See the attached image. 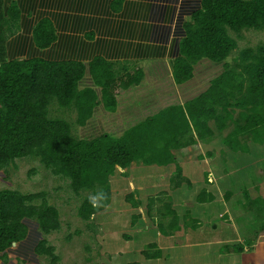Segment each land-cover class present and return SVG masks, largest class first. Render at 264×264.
I'll use <instances>...</instances> for the list:
<instances>
[{
	"label": "trees",
	"instance_id": "1",
	"mask_svg": "<svg viewBox=\"0 0 264 264\" xmlns=\"http://www.w3.org/2000/svg\"><path fill=\"white\" fill-rule=\"evenodd\" d=\"M4 4L0 0V169L15 164L17 159L34 156L54 174L68 178L76 194H95L100 188L101 202L108 205L113 201L112 179L119 168L131 167L135 161L171 166L176 161L173 150L214 136L212 121L218 130H224L230 121L235 123L225 139L233 150L242 147L240 136L244 134L251 133L254 140L264 141V45L245 48L238 57L228 60L238 47L229 29L264 30V0H201L200 7L192 12V21L184 27L172 62L173 80L184 102L176 96L173 81L154 73L152 68L147 81L143 80L144 71L123 77L118 84L122 88L138 86L128 91L127 103L134 104L135 97L162 92L167 87L172 101L119 135L114 131L126 124V117L118 112L113 93L117 85L113 65L104 58H95L89 66L94 86L81 88L87 72V65L81 61L9 58L6 38L13 28L6 26L4 19L6 13H19L15 5L8 11ZM34 37L35 45L43 49L53 43L56 35L45 21L35 28ZM198 68L202 71L199 78L205 80L202 86L197 84ZM213 68L221 71L213 73ZM95 86L101 87L100 93ZM53 101L63 108L75 106L77 121L84 127L92 124L103 104L102 131L76 137L69 121L50 116ZM177 169L180 176V165ZM127 198L133 207L139 206L133 193ZM101 209L96 200L86 196L79 214L91 220ZM27 219L36 220L45 235L61 226L59 209L49 202L44 191L0 190L1 258L7 260L8 249L28 237ZM35 251L49 257L51 264H61L46 237L38 242ZM144 254L156 257L149 251Z\"/></svg>",
	"mask_w": 264,
	"mask_h": 264
},
{
	"label": "rangeland",
	"instance_id": "2",
	"mask_svg": "<svg viewBox=\"0 0 264 264\" xmlns=\"http://www.w3.org/2000/svg\"><path fill=\"white\" fill-rule=\"evenodd\" d=\"M229 34L236 39L238 45L237 49L229 56V61L238 57L239 52L245 48H257L264 45V30L243 29L240 32H234L229 29ZM160 65L168 69L169 73L166 72V74H170V60H166V63ZM198 70L196 73L197 84L202 86L205 84V80L199 78L202 71L199 68ZM220 71L218 68L212 72ZM168 76L167 78H171L170 75ZM123 77L122 75L117 76V78ZM85 83H91L90 79ZM116 84V89L119 91L114 89L113 93L125 94L118 82ZM175 88L178 92H176V96L182 102L183 97L179 92V86L176 84ZM123 96L120 102L128 104ZM141 102L143 104V101ZM102 108V106L99 107L97 117L88 127L79 125L78 111L75 106L63 108L57 101H53L50 104V116L66 119L72 125L73 134L76 137H83L84 135L89 136L92 132L102 131L100 117L105 112ZM236 118H238V114H236ZM129 123L127 121L124 126L127 127ZM211 126L216 131L214 136L200 141L190 151L182 154L179 152L181 156L179 155L178 159L184 165L185 161L192 162L191 165H187L189 168H186L189 174L186 177H190V180L204 179L203 176L209 166L215 168L219 175L223 176L227 173L226 178L224 177L222 182L220 180L222 192L220 190L218 192L224 196L228 204L230 201L226 196L229 195L231 198L232 195H235L234 203L230 206L235 207L236 227L225 225L223 233L220 229H213L212 215L209 211L206 212L205 210L208 208L204 207L201 212L206 216L203 221L204 226L207 220V225L204 227L208 229L206 233L200 234L198 229L194 228V220H191L189 230L192 231V234L189 245L178 244L179 239L189 237V234L186 233V236L183 237L178 236L172 239L169 249H164L162 258L154 261L148 260V262L144 252L153 253V250L142 251L146 245L141 244L152 239L155 232L145 230V225L154 226L157 224L156 220L161 218L162 213L158 207H163L162 204L156 208V204H154L150 214L151 219L145 211L146 218H143L142 213L140 215L136 213L140 210L132 208L130 200L124 198L126 191L119 187L114 191L113 201L105 205L101 202L100 188L96 190L95 194L91 191L76 194L71 188L68 178L54 174L44 166L39 158L28 156L17 159L15 164L0 169V190L8 188L23 193L44 191L49 202L59 209L61 226L60 229L45 235L36 220L27 219L28 237L13 244L7 251V260L0 257V264H51L49 257L39 255L35 251L38 242L45 237L55 247L61 264H264V258L262 259L264 254V141L254 140L251 133L244 134L240 136L242 147L233 150L225 139L234 129L235 123L228 122L224 130H218L214 121L211 122ZM125 127L116 129L114 133L121 134ZM177 161L175 164L173 163L176 168L179 166ZM180 168L182 169L181 165ZM178 172V169L173 170L168 178L180 177L177 176ZM174 173L175 175H173ZM125 189L127 190V188ZM155 191L154 188H148L144 193L149 195ZM184 191H192V188L184 187L179 192ZM86 196H91L102 206L101 211L91 220H85L79 214V208ZM147 200L148 198H145L144 205ZM215 206L221 209V204L216 203ZM128 208L129 210H127ZM193 211L194 216L201 215L200 212ZM139 216L142 217L141 221L145 225H142L138 230L136 226L140 224L137 222ZM220 221H225V219L221 218ZM225 223L229 224L228 221ZM156 228L153 229L158 231ZM128 234L131 238L125 236ZM225 235H231L235 237V240L230 241L229 244L220 242V239ZM209 237L213 240L211 245L206 242ZM256 242H258L257 247H251ZM241 247L243 251L238 250Z\"/></svg>",
	"mask_w": 264,
	"mask_h": 264
},
{
	"label": "crops",
	"instance_id": "3",
	"mask_svg": "<svg viewBox=\"0 0 264 264\" xmlns=\"http://www.w3.org/2000/svg\"><path fill=\"white\" fill-rule=\"evenodd\" d=\"M4 3L5 10L9 11L15 5L19 13V15H16V11L13 12L14 15L6 13L4 19L7 21L6 26L13 28L6 38L8 55L11 59L42 57L51 60L81 61L87 65L86 77L80 86L84 88L86 85L94 86L89 66L95 58L101 57L113 65L117 76L122 75L126 78L127 75H134L137 71H144L143 80L147 81L148 70L152 68L154 73L165 75L166 78L170 75V81H173L172 87L175 88L172 62L179 51L178 46L184 35V27L192 21V12L200 7L201 0H4ZM45 21L54 29L56 38L49 47L41 49L35 45L34 31ZM166 60H170L171 63L170 74H166L169 73L168 69L160 65L166 63ZM151 65L153 66L150 67ZM88 79L91 83L86 84ZM120 79L122 78H117L116 83L119 84ZM116 86L113 90L119 91ZM136 87L138 86L133 85L129 89L121 87L125 92L124 96L114 93L118 100V112L126 117L125 122H130L127 127L123 124L124 129L144 119L153 111L167 107L172 101L170 89L167 87L162 92L155 91L150 95L135 97L134 104L121 103V97L127 100L128 91L135 90ZM94 88L99 93L102 90L99 86ZM100 106L105 111L103 104ZM199 143L200 140L197 144ZM197 144L173 150L177 163L182 167L183 176L168 178V175L177 169L175 163L169 167H159L135 161L131 167L119 168L112 179V198L114 191L119 187L126 191L124 197L126 200H129L127 199L129 193H133L134 198L140 203L138 207H133L130 200V205L139 209L140 211L136 213L139 215L142 213L143 218H146L144 211L150 219L152 218L150 214L154 204H156L155 208L160 204L163 206L158 207L162 213L161 218L156 220V225L143 224L140 216L137 221L140 222L136 226L138 230L145 225V230L155 232L152 239L141 244L146 245L142 251L151 249L156 255L155 258L145 257L147 261L162 258L164 249L170 248L172 239L186 236V233L189 237L179 239L178 244L189 245L192 234L189 230L191 220H194V228L198 229L200 234L206 233L208 229L204 227L207 225V220L204 226L203 221L206 216L201 212L204 207H207L208 210L205 211H209L212 215L213 229H220L223 233L225 225L236 227L235 207L230 206L234 203L235 195L231 198L229 195L226 196L230 201L228 204L224 196L219 193L222 192L220 180L222 182L227 173L223 176L219 175L215 168L209 166L203 176L204 179L190 180V177H186L189 176L187 165H191L192 162L185 161V165L182 164L178 159L179 152L182 154L190 151ZM192 173L193 171L191 175ZM184 187H191L192 191L179 192ZM148 188L156 189L155 193L146 195L144 191ZM145 198H148L146 205H144ZM216 203L221 204V209L216 208ZM193 210L200 212L201 215L194 216ZM221 218L229 224L220 221ZM156 227L158 231L153 229ZM129 235L125 236L130 237ZM233 240L235 237L225 235L220 242L229 244ZM206 242L211 245L213 240L209 237ZM257 245L258 242L251 247ZM262 256L263 259L264 254Z\"/></svg>",
	"mask_w": 264,
	"mask_h": 264
}]
</instances>
